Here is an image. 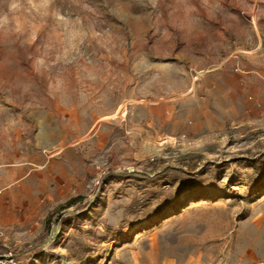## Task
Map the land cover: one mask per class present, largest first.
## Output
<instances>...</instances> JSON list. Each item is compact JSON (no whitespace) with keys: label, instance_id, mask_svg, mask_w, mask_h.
Masks as SVG:
<instances>
[{"label":"rangeland","instance_id":"374dc122","mask_svg":"<svg viewBox=\"0 0 264 264\" xmlns=\"http://www.w3.org/2000/svg\"><path fill=\"white\" fill-rule=\"evenodd\" d=\"M262 55L264 0H0V171L67 192L0 264H264Z\"/></svg>","mask_w":264,"mask_h":264},{"label":"crops","instance_id":"0c3cea01","mask_svg":"<svg viewBox=\"0 0 264 264\" xmlns=\"http://www.w3.org/2000/svg\"><path fill=\"white\" fill-rule=\"evenodd\" d=\"M249 43V38H245L241 42L243 46H248ZM252 61H254L255 65L251 68V71L258 72L262 76L264 74V55L253 58ZM237 62L240 63L239 61ZM235 65L232 64V67ZM50 158L43 159L39 156L34 158L31 155L27 159H21L19 165L9 170L10 172L0 171V216L9 214L15 220V216L25 210L24 203L27 202L28 206H31L32 200L40 199L41 197L44 200L55 201L60 199L63 194H67L66 185L62 178L64 164L58 160L50 164ZM37 173H42L39 180L40 183L43 182V185L39 184L37 190L33 191L28 186ZM50 177L53 178L54 183L46 188ZM20 187L21 189H19ZM26 209H29V207Z\"/></svg>","mask_w":264,"mask_h":264},{"label":"bare ground","instance_id":"6f19581e","mask_svg":"<svg viewBox=\"0 0 264 264\" xmlns=\"http://www.w3.org/2000/svg\"><path fill=\"white\" fill-rule=\"evenodd\" d=\"M194 90V88H192V91ZM187 95V94H186ZM120 110L121 111H125L126 110V105L125 104H123V105H121V107H120ZM51 156V155H50Z\"/></svg>","mask_w":264,"mask_h":264},{"label":"trees","instance_id":"16d2710c","mask_svg":"<svg viewBox=\"0 0 264 264\" xmlns=\"http://www.w3.org/2000/svg\"><path fill=\"white\" fill-rule=\"evenodd\" d=\"M33 250V248L30 250V251H32ZM20 254H22V253H20ZM20 254H15V255H12L14 258H17Z\"/></svg>","mask_w":264,"mask_h":264}]
</instances>
